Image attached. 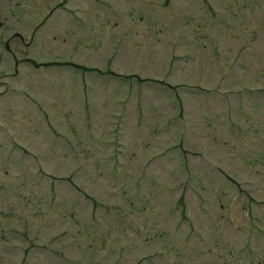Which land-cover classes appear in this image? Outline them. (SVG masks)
<instances>
[{
  "label": "rangeland",
  "instance_id": "rangeland-1",
  "mask_svg": "<svg viewBox=\"0 0 264 264\" xmlns=\"http://www.w3.org/2000/svg\"><path fill=\"white\" fill-rule=\"evenodd\" d=\"M261 87L264 0H0V264H264Z\"/></svg>",
  "mask_w": 264,
  "mask_h": 264
}]
</instances>
